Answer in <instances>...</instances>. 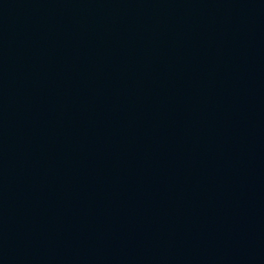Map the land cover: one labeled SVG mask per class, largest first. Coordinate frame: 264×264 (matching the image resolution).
Wrapping results in <instances>:
<instances>
[{
    "label": "water",
    "instance_id": "95a60500",
    "mask_svg": "<svg viewBox=\"0 0 264 264\" xmlns=\"http://www.w3.org/2000/svg\"><path fill=\"white\" fill-rule=\"evenodd\" d=\"M0 264H264V0H0Z\"/></svg>",
    "mask_w": 264,
    "mask_h": 264
}]
</instances>
